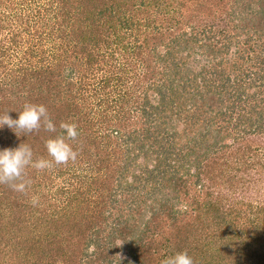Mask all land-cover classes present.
<instances>
[{
    "label": "trees",
    "instance_id": "trees-1",
    "mask_svg": "<svg viewBox=\"0 0 264 264\" xmlns=\"http://www.w3.org/2000/svg\"><path fill=\"white\" fill-rule=\"evenodd\" d=\"M262 94L264 0H0V115L57 129L5 126L0 150L79 131L75 162L0 185V264H264V198L226 200L264 173V114L227 111Z\"/></svg>",
    "mask_w": 264,
    "mask_h": 264
},
{
    "label": "clouds",
    "instance_id": "clouds-1",
    "mask_svg": "<svg viewBox=\"0 0 264 264\" xmlns=\"http://www.w3.org/2000/svg\"><path fill=\"white\" fill-rule=\"evenodd\" d=\"M7 126L19 138L21 134H32L43 129L49 133L56 132V125L49 116L47 108L42 104L25 103L17 119H12L8 112L0 115V129ZM60 135L49 138L45 148L49 158L33 159V150L27 143H21L17 148L0 150V185H7L13 191L24 192L31 181L25 179L29 167L38 172L51 170L54 166L67 165L75 162L78 151L69 141L75 142L79 137L78 126L75 123L61 122ZM35 198L33 203H35ZM161 264H194L187 251L176 253L161 261Z\"/></svg>",
    "mask_w": 264,
    "mask_h": 264
},
{
    "label": "rangeland",
    "instance_id": "rangeland-1",
    "mask_svg": "<svg viewBox=\"0 0 264 264\" xmlns=\"http://www.w3.org/2000/svg\"><path fill=\"white\" fill-rule=\"evenodd\" d=\"M261 97L264 98V94H262V96H259L258 99H261ZM258 101L259 100H256L253 104L249 102V104H250L249 105L247 102H242V100H238L235 103L234 107L232 109L230 108L229 111H227L228 119L230 116V120H231V122H233V124H235V120H238L239 118L242 120V119L252 117L256 120V118H259V117H255V114H253V111H251V110L249 111V109L247 110V108L249 106H254L256 108V112L264 114V102L262 103V102H258ZM240 123H242V122H240ZM263 123H258V124H263ZM225 125H227L228 127H231L230 124L226 123ZM237 129H238V131H240L241 127H238ZM262 129L264 130V127ZM263 135L262 136L252 135V136L246 137V138H244V143L249 142L248 138H250V139H253L255 141L253 146L259 147V143H264V136ZM229 143H231V141ZM260 159L262 162H259V163L264 164V157H261ZM249 160H253V159H249ZM252 168H253L252 170H246V171L240 172V176L241 177L244 176L245 179L243 178L244 181L243 180L241 181V183L237 186L235 191L231 190L230 194L226 193L227 204L228 203L231 204L234 201H239V203H240L241 201H243L244 197H246L248 199L252 198L255 201H263L262 198H264V191L262 189H260V184L259 185L257 183L255 184L253 181V183H250L252 185H248L247 182H248V179L251 177H253V179H258V177L259 178L263 177L264 173H262V176H261V172H259V169H258L259 168L258 164ZM246 174H248V175L246 176ZM230 204H229V206H230ZM239 209H241V211H243L244 206L243 207L238 206L237 211ZM248 248H250V247L245 245L243 252L247 251Z\"/></svg>",
    "mask_w": 264,
    "mask_h": 264
}]
</instances>
